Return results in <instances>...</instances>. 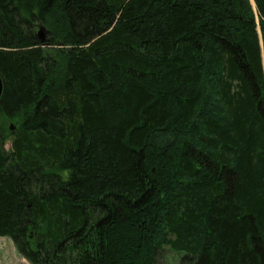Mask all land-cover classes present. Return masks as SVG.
<instances>
[{
  "label": "trees",
  "instance_id": "16d2710c",
  "mask_svg": "<svg viewBox=\"0 0 264 264\" xmlns=\"http://www.w3.org/2000/svg\"><path fill=\"white\" fill-rule=\"evenodd\" d=\"M0 78L30 264H264V0H0Z\"/></svg>",
  "mask_w": 264,
  "mask_h": 264
},
{
  "label": "rangeland",
  "instance_id": "374dc122",
  "mask_svg": "<svg viewBox=\"0 0 264 264\" xmlns=\"http://www.w3.org/2000/svg\"><path fill=\"white\" fill-rule=\"evenodd\" d=\"M2 118H0V123ZM13 123H7L11 125ZM6 125V126H7ZM11 146L10 137L5 140V149L8 150ZM155 264H181L179 261V255L176 252L170 250L167 246H164L163 249L158 251ZM0 264H30L27 259L22 258L11 239L5 236H0Z\"/></svg>",
  "mask_w": 264,
  "mask_h": 264
},
{
  "label": "water",
  "instance_id": "95a60500",
  "mask_svg": "<svg viewBox=\"0 0 264 264\" xmlns=\"http://www.w3.org/2000/svg\"><path fill=\"white\" fill-rule=\"evenodd\" d=\"M38 36H40V39L42 41L44 40V35L42 34L41 30H39ZM2 87H3V83L1 82V78H0V97H1V93H2Z\"/></svg>",
  "mask_w": 264,
  "mask_h": 264
}]
</instances>
